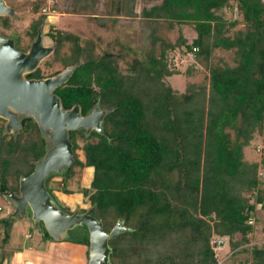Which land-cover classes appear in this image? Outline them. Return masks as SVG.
Instances as JSON below:
<instances>
[{"label": "trees", "instance_id": "trees-1", "mask_svg": "<svg viewBox=\"0 0 264 264\" xmlns=\"http://www.w3.org/2000/svg\"><path fill=\"white\" fill-rule=\"evenodd\" d=\"M74 6L85 8L88 3L75 0ZM104 6V14L90 13L99 27L108 28L119 17L154 21L150 47L122 71L119 61L129 49L117 40L116 51L97 53L95 41L49 27L52 60L63 70L74 68L54 91L62 108L78 106L85 116L98 106L106 114L100 133H68L73 162L50 174L45 184H55L63 194H80L85 207L63 206L65 213L93 207L92 216L106 233L116 222L126 228L108 241L110 264H217L212 235L229 236L231 255H245L237 262L230 255L223 264H264V245L251 244L254 213L264 210V179L259 177L264 155L259 163H250L243 153L254 134L264 140V0H159L139 12L136 0H105ZM233 6L243 30L232 31L238 21L224 19L223 10ZM43 22V15L30 22L25 32L30 41ZM160 22L169 31L176 28L173 42L156 34ZM0 26L8 29L10 19L0 17ZM183 27L194 36L187 39ZM11 39L17 50L26 51L17 36ZM65 47L67 52H62ZM194 48V60L207 69V77L199 84L187 83L178 93L166 81L178 74L169 56ZM216 49L232 51L234 64L212 63ZM26 78L45 75L37 68ZM19 123L18 132L9 134L0 119V199L5 192L17 193L19 178L33 171L49 147L31 118L22 117ZM76 150L82 151V160ZM84 170L90 171L87 184L68 189L67 182L75 176L80 181ZM54 177L59 181H52ZM10 226L0 214L2 253ZM75 228L63 241L88 249L86 227ZM37 229L43 239H50L41 222Z\"/></svg>", "mask_w": 264, "mask_h": 264}, {"label": "water", "instance_id": "water-1", "mask_svg": "<svg viewBox=\"0 0 264 264\" xmlns=\"http://www.w3.org/2000/svg\"><path fill=\"white\" fill-rule=\"evenodd\" d=\"M13 13L4 0H0V17H11ZM52 51V47L44 46L41 29L26 51L17 50L11 38L0 34V119L5 122V131L16 134L20 128V118H31L49 143L43 157L34 162L33 171L19 178L17 193H3L12 206L7 220L22 219L29 210L34 225L38 228L41 222L54 242L67 239L69 230L84 225L88 232L85 264H110L108 241L126 231V228L116 222L106 233L101 222L92 216L93 207L84 213L61 211L52 203L45 187V180L50 174L68 169L73 162L74 152L68 133L78 130H84L86 134L91 131L100 133L106 114L98 106H94L85 116L80 114L78 106L67 110L62 108L54 91L66 83L74 68L42 79L26 78Z\"/></svg>", "mask_w": 264, "mask_h": 264}, {"label": "rangeland", "instance_id": "rangeland-1", "mask_svg": "<svg viewBox=\"0 0 264 264\" xmlns=\"http://www.w3.org/2000/svg\"><path fill=\"white\" fill-rule=\"evenodd\" d=\"M4 2L6 6L14 11V13L11 17H8L10 19V27L8 29H3L0 26V34L7 38L17 36L20 41L21 50H27L32 42L25 34L30 22L36 19L39 15H43L44 22L40 29L44 46L52 47V41L46 35L49 31V27L60 32H71L76 34L82 40L89 39L95 41L97 44V53L110 49L116 51L117 48H114L113 46L115 45L114 41L117 40L123 47L129 49L127 55L119 61V68L122 71L126 69V64H128L133 57L140 59L143 58L145 52L149 50L152 29L155 27L154 21H147L138 16L134 18L119 17L113 25L109 24L108 28L99 27L90 17V13H95L97 15L104 14L105 0H98L96 3L87 0L88 6L80 9L75 8V0H4ZM158 2L159 0H151L149 2L136 0V11L139 12L141 8L150 7ZM222 13L224 19L229 21L236 19L238 21V24L232 28V31L244 29L245 25L235 6L223 10ZM182 32L187 39L194 36L193 31L188 27H183ZM156 34L173 42L177 36V31L176 28L169 31L166 28V24L160 22L156 29ZM62 52H67V48H63ZM52 58L51 53L48 57L42 60L38 66L45 75V78L51 77L49 75L63 71L62 66L58 62L53 61ZM194 61L195 60H189L186 61L187 63L183 62L179 63V65L177 64L178 70L174 71H177L178 74H174L166 79L176 92L182 93L187 83L191 82L199 84L204 81L205 77H207V69L196 61L193 63ZM45 62H50V66L46 68L44 66ZM212 63H225L232 66L234 64L233 52L216 49L213 52ZM186 71L189 72L190 75L186 76ZM77 141L78 144L81 145V141L79 139ZM75 153L81 160L83 159L81 150H76ZM243 153L246 161L250 163H259L261 157L264 155V140L262 137L254 134L252 141L249 146L244 149ZM88 175L89 170H84L82 173L83 178L79 181L75 176L67 182V188L71 191H75L78 185L82 187L85 186L87 184L84 183L86 180L85 178H87ZM259 177L264 179V172L260 171ZM59 178L60 177H54L52 181H59ZM45 187H47L49 191L52 203L61 211H63V206L68 207L70 210H75L78 207H85V205L80 204V194H63L62 192L57 191L55 184H52L51 182L46 183ZM62 194L65 196V199L62 198ZM252 200L253 196H249L248 201L251 202ZM0 207L2 208L0 214L4 217H7L12 212V206L8 203L7 197H2V199H0ZM254 216L255 219H257V223L256 227H254L255 229L252 234L251 244L261 247L264 245V210L257 208ZM10 223V239L4 250L7 251V249H9L10 253L15 254L21 252L23 253L24 259H28L27 256L29 255H49L55 251L73 255V250L75 249L74 246H80V244L71 241L54 242L50 239H43L37 227L31 220L29 210H26V214L22 219L12 218ZM78 229L79 228H74L70 230V234H74ZM26 234L30 236L29 240H25L24 236ZM1 238L2 230L0 228V240ZM10 247L13 249H10ZM223 252L226 253L227 256L231 255V253L229 254V252H231L230 243L226 245ZM224 253L220 254L221 259L222 257H225ZM232 256L233 255H231V257ZM244 257V253H238L235 254L231 260L232 262L233 260L234 262H237ZM231 260H229V262H231ZM32 263L37 264L36 261H32Z\"/></svg>", "mask_w": 264, "mask_h": 264}, {"label": "crops", "instance_id": "crops-1", "mask_svg": "<svg viewBox=\"0 0 264 264\" xmlns=\"http://www.w3.org/2000/svg\"><path fill=\"white\" fill-rule=\"evenodd\" d=\"M62 198L65 199V196L62 194ZM81 204V198H80ZM25 240H29L30 236L26 234L24 236ZM10 239V238H9ZM75 249L73 250L74 254L70 255L68 253H60L59 251H55L52 254H43V255H29L27 256L28 259H24L23 253L17 252L10 253V250H4L2 253L0 251V255L3 254V261L1 264H23L24 262H32L36 261L37 264H85L87 261V247L80 245L74 246ZM10 249H13L10 247ZM15 254V256H14ZM17 258V261H16Z\"/></svg>", "mask_w": 264, "mask_h": 264}, {"label": "built area", "instance_id": "built-area-1", "mask_svg": "<svg viewBox=\"0 0 264 264\" xmlns=\"http://www.w3.org/2000/svg\"><path fill=\"white\" fill-rule=\"evenodd\" d=\"M196 52V48H194L191 52H187L186 54H180L179 52L175 51L169 56V64L171 65L173 70H178L179 63H187L186 61H193L194 60V53ZM195 63V61L193 62ZM178 64V65H177ZM1 210V209H0ZM249 224H252V221H249ZM230 243V237L225 236H217L212 235L210 244L212 249L215 253V257L217 259V264H223L226 259L230 256H227L226 253L223 252L224 248L227 244ZM224 253L225 257L220 258V254ZM231 252H229L230 254ZM23 264H33L32 262H24Z\"/></svg>", "mask_w": 264, "mask_h": 264}, {"label": "bare ground", "instance_id": "bare-ground-1", "mask_svg": "<svg viewBox=\"0 0 264 264\" xmlns=\"http://www.w3.org/2000/svg\"><path fill=\"white\" fill-rule=\"evenodd\" d=\"M90 172V171H89Z\"/></svg>", "mask_w": 264, "mask_h": 264}]
</instances>
